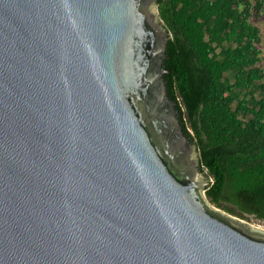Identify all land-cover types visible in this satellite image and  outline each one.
I'll list each match as a JSON object with an SVG mask.
<instances>
[{"label": "water", "instance_id": "1", "mask_svg": "<svg viewBox=\"0 0 264 264\" xmlns=\"http://www.w3.org/2000/svg\"><path fill=\"white\" fill-rule=\"evenodd\" d=\"M156 2L0 0V264H264L204 195Z\"/></svg>", "mask_w": 264, "mask_h": 264}, {"label": "trees", "instance_id": "2", "mask_svg": "<svg viewBox=\"0 0 264 264\" xmlns=\"http://www.w3.org/2000/svg\"><path fill=\"white\" fill-rule=\"evenodd\" d=\"M166 91L210 179L208 202L264 223V0H157Z\"/></svg>", "mask_w": 264, "mask_h": 264}, {"label": "rangeland", "instance_id": "3", "mask_svg": "<svg viewBox=\"0 0 264 264\" xmlns=\"http://www.w3.org/2000/svg\"><path fill=\"white\" fill-rule=\"evenodd\" d=\"M255 22L260 27L261 33L264 34V12H263L262 16ZM212 206L214 207V205H212ZM248 222H250V223L254 224L255 226L260 227V228H262L264 230V223L256 222L253 219H251V221H248Z\"/></svg>", "mask_w": 264, "mask_h": 264}]
</instances>
